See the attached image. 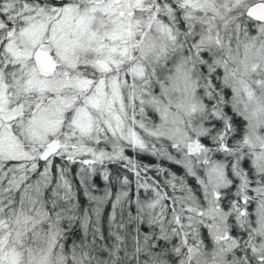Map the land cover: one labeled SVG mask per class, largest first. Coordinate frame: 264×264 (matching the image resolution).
<instances>
[{"label":"snow or ice","instance_id":"1","mask_svg":"<svg viewBox=\"0 0 264 264\" xmlns=\"http://www.w3.org/2000/svg\"><path fill=\"white\" fill-rule=\"evenodd\" d=\"M0 264H264V0H0Z\"/></svg>","mask_w":264,"mask_h":264}]
</instances>
